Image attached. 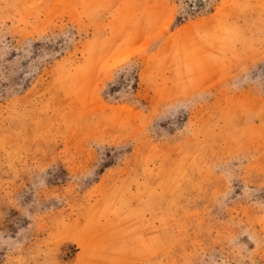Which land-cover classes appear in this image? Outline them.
<instances>
[{
	"label": "rangeland",
	"instance_id": "rangeland-1",
	"mask_svg": "<svg viewBox=\"0 0 264 264\" xmlns=\"http://www.w3.org/2000/svg\"><path fill=\"white\" fill-rule=\"evenodd\" d=\"M0 264H264V0H0Z\"/></svg>",
	"mask_w": 264,
	"mask_h": 264
}]
</instances>
